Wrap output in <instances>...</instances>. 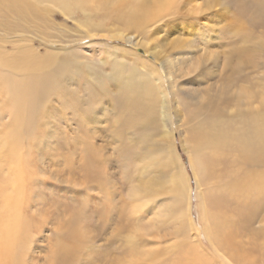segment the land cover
<instances>
[{"label":"rangeland","instance_id":"rangeland-1","mask_svg":"<svg viewBox=\"0 0 264 264\" xmlns=\"http://www.w3.org/2000/svg\"><path fill=\"white\" fill-rule=\"evenodd\" d=\"M70 1L67 12L52 3L39 17L0 22L10 33L0 31V61L4 47L8 54L18 47L22 56L46 48L60 53L42 66L47 94L39 106L23 98L18 115L0 81V174L8 158L23 161L21 208L35 233L26 263L211 257L222 232L205 235L203 220L214 222L219 211L238 221L243 240L253 238L264 224V189L248 202L231 190L264 168V147L255 142L264 144V20L253 18L257 0H182L171 24L151 27L159 30L146 46L138 32L108 22L95 3ZM198 3L211 10L196 11ZM167 53L177 56L174 66L166 65ZM238 58L245 62L228 64ZM132 65L142 69L130 84L150 82L153 94L119 82ZM13 70L24 72L23 65ZM174 152L190 184L189 207L170 191ZM63 250L69 254L59 261Z\"/></svg>","mask_w":264,"mask_h":264},{"label":"bare ground","instance_id":"bare-ground-1","mask_svg":"<svg viewBox=\"0 0 264 264\" xmlns=\"http://www.w3.org/2000/svg\"><path fill=\"white\" fill-rule=\"evenodd\" d=\"M78 1L83 4L85 8L86 6L84 5V2L86 3V1H91L95 3L97 9L105 13L106 20L108 22L109 20H112L117 22L116 24H120V28H125L129 31L133 30L142 35L144 39L141 37L139 43L145 46L149 44V38L154 35L155 32L157 33V30H159V28L151 30V27L160 21H165L171 24L170 16L178 15L180 9L179 5L183 2L182 0H174V2L173 0ZM52 3L59 4L55 7H59L65 12L71 8V6L69 7V5H71L70 0H0V22H4L13 16H20L25 18V20L34 16L39 17L38 14L43 15L45 11L54 6ZM209 4L210 2L205 5L209 6ZM203 7L204 6L198 3L196 5V11L203 12L204 10H211L210 7L207 9H203ZM256 8H258L257 11H259V13L253 18L264 20V0H257ZM246 10L247 8H244L240 11L244 12ZM32 20H28L27 22L29 23ZM103 23H105V21L94 23V26L103 28ZM234 25L236 26V24ZM1 26L6 25L2 23ZM241 29V27H237V31H240ZM0 31L10 35V33L5 30ZM92 34L95 35L96 33L92 32ZM115 36L116 35H113V37ZM0 39L4 40V37L0 36ZM163 45H165V43H163ZM164 48L165 47H160V50H164ZM36 52L37 53L33 55L27 56L25 54L22 56L20 55V48L18 47L14 53H10L9 51L8 54L5 47L1 51L0 81L3 87L1 90H5V92L9 94L11 97L10 100L12 101L10 104L15 109V112L17 111L18 115L20 111L18 108V102H21L23 98L31 101L36 100L34 103L36 106L44 103L43 99L45 98L47 91L46 88H44L46 81L45 79H42L44 75L42 74L41 69L46 63L54 62L56 57H58L57 55H60L59 51L47 48L44 50L45 53L40 51ZM70 52L72 51L64 53L71 54ZM170 53L165 55L166 65L169 63L174 66V64H176V60L178 59H176L177 56H173V58H171ZM179 53H181L180 50L177 54ZM9 56L11 58H9ZM134 56L137 58L138 62L139 60L143 61L145 58V56H142V54L137 51L134 53ZM241 58H238L239 60L236 61V63H232L230 59L228 61L229 63H226L230 64V66L233 65L234 67L240 66L243 62H245V60ZM69 60H71V58H69ZM21 65H23V70L25 72V80L19 79L20 75H23L24 72L16 74L13 70L16 69L17 66ZM130 68L129 72L122 71L120 73L125 80H120L119 82L124 83L122 85L126 87V89L132 91L133 86L135 88V83H137V89L134 91L143 93L142 91L147 89V95L153 94L155 86L150 82L136 80L134 85L132 83L130 84V80L128 79L133 76H139L138 71L139 69H142L137 65H132ZM166 73L170 75V72L167 69ZM142 82L143 86L140 85ZM219 94L221 93L219 92ZM14 119L17 120V116H15ZM261 134L259 135L264 137ZM255 142L256 147H264V144L259 143V138ZM2 156L3 159H5L7 157V153H3ZM5 164L6 167L2 171L4 174L2 178H0V264H27L26 261L28 260V257L26 256L32 248L35 233L31 227L27 226L29 220L26 217V213L24 212L25 210L21 208L22 204L25 202L23 193L25 183L23 176H21L22 172H24L22 170L24 163L17 157L12 156L5 160ZM169 165L174 170L171 175L172 184L170 191L177 197L176 202L180 207L183 205L189 207L191 205L190 184L187 178L185 179V176H183L185 174L183 172V168H179L175 152L169 158ZM262 170V173H258L253 176L256 177L253 180L252 177H250L243 183L242 181H237L233 187L235 190H231L235 197L239 195V197H243L246 202H248L252 199L251 196H259L263 193L261 190L264 189V180L261 179L264 178V168ZM197 172L198 174L196 173L195 177L198 180V184H201V180L199 179V176L201 177V173H199V171ZM144 189L147 190L146 187H144ZM145 194H147V191ZM222 212L223 211H219V213H216L218 218L214 222L212 221L214 219L203 220L205 235L213 237L214 234H212V232H222L220 239L215 241L214 255L210 257L204 254L199 255V253H196L193 257H190L186 263H184V253H182L179 255L176 264H233V261L235 262L236 259H242V261H236L237 264H257V261H259L260 258H264V224L256 230L253 238L251 237L247 240H243L241 238L242 235L239 233V230L242 227H236L239 224L238 221H234L230 214ZM68 254L69 252L63 250L62 254H60L61 256H59V261H62V259H64Z\"/></svg>","mask_w":264,"mask_h":264},{"label":"snow or ice","instance_id":"snow-or-ice-1","mask_svg":"<svg viewBox=\"0 0 264 264\" xmlns=\"http://www.w3.org/2000/svg\"><path fill=\"white\" fill-rule=\"evenodd\" d=\"M173 2H174V0H173Z\"/></svg>","mask_w":264,"mask_h":264}]
</instances>
